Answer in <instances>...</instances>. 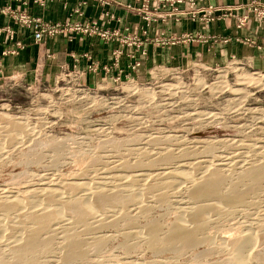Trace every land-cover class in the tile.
<instances>
[{"label":"rangeland","instance_id":"obj_1","mask_svg":"<svg viewBox=\"0 0 264 264\" xmlns=\"http://www.w3.org/2000/svg\"><path fill=\"white\" fill-rule=\"evenodd\" d=\"M223 8L212 7L210 16L206 9L195 13L205 24L214 21L215 13ZM231 11L226 16H236ZM242 11L235 19L238 28L253 15V9ZM157 39L172 42L163 35ZM126 46L118 43L110 65L92 63L95 70L62 66L51 84H27L18 76L0 79V202L6 196L24 203L17 211L0 210V264H232L231 247H224V242L237 241L245 234L252 235L255 243L243 256L249 264H264V181L254 186L243 176L244 171L264 168V85L241 101H236L229 88L213 89L221 74L235 89L237 74L264 75V71L232 56L221 65L199 60L179 67L156 65L144 78H137L139 56L145 53L138 54L136 47L129 54L130 73L126 74L120 67ZM112 69L116 74L102 82L89 85L83 80L86 72L107 74ZM71 71L82 76L76 81L63 77ZM166 85L180 86L182 91L165 98L161 90ZM1 116L12 124L22 122L18 127L24 130L4 123ZM147 138L156 143L150 144ZM205 167L221 178L218 195L231 198L246 190L243 203L226 206L218 197L207 200L209 207L222 203L218 210L205 211L207 226L199 236L209 243L192 248L175 244L162 250L165 234L181 214L198 202L206 203L191 199L192 183L185 182L179 172L196 175ZM170 170L178 174L161 175ZM88 187L121 194V199H137L125 206L99 208L97 216L84 224L62 210L60 223L51 225L50 233L39 235L41 241L49 238L50 242H42L23 260H14L13 242L34 230L24 218L32 206L27 204H33L31 210L55 205L49 198L44 200L47 195L79 201ZM153 223L159 235L150 242L145 227ZM68 232L79 241L83 256L72 258L66 253ZM96 240L101 247L93 249L90 246Z\"/></svg>","mask_w":264,"mask_h":264},{"label":"crops","instance_id":"obj_2","mask_svg":"<svg viewBox=\"0 0 264 264\" xmlns=\"http://www.w3.org/2000/svg\"><path fill=\"white\" fill-rule=\"evenodd\" d=\"M251 0H182L180 3H159L158 0H0V79L18 76L27 84H51L62 66L82 71L94 62L100 66L111 64V54L118 47L115 41H104L74 30L98 20L104 31H117L121 35L136 36L142 42L138 54L141 66L137 78H144L156 65L179 67L199 60L208 65H221L230 57L241 58L260 71H264V20L249 15L244 27L238 28L236 16L215 13V19L203 23L195 12L208 6L221 8L246 5ZM264 1V0H263ZM146 9L155 15L146 14ZM176 8V12L173 11ZM77 9V13L75 10ZM140 11V12H139ZM29 15L45 25L58 24L62 31L34 43L32 30L18 21V15ZM101 20V21H100ZM71 27L73 30H67ZM164 37L172 42L163 43ZM16 43L23 48L17 49ZM135 47H125L120 67L130 73L129 54ZM15 52V53H14ZM138 56V55H137ZM116 74L86 72L83 80L89 85Z\"/></svg>","mask_w":264,"mask_h":264},{"label":"bare ground","instance_id":"obj_3","mask_svg":"<svg viewBox=\"0 0 264 264\" xmlns=\"http://www.w3.org/2000/svg\"><path fill=\"white\" fill-rule=\"evenodd\" d=\"M236 76L235 77H236L237 81L234 85H237L238 88H235V89L231 88L230 85L227 83V81L224 80L225 76L223 74H221L220 76H218L220 78L219 81H216L215 83H213V89L217 90V89L222 88V90H223L224 88L225 89L229 88L231 94H233L235 96L236 101L237 100L241 101L240 98H243L244 96H248V94L250 93L251 90L253 91L254 89L260 88L264 85V75H261L259 73L254 72V73L247 74V75H245V74L242 75V73H241V74H237ZM209 86H211V85H209ZM180 89H181V87L177 86V85L176 86L166 85V86L162 87L161 93H163L165 95V98H172V97L176 96L177 93H181L182 90L180 91ZM236 101H234V102H236ZM232 104H233V102H232ZM168 105H170V103ZM230 108H231V106H230ZM238 110H240V108H237L232 113H236V112H238ZM203 115L204 114L199 113L198 116H203ZM1 121H4V123H6V124L7 123L12 124L11 122L8 121V119L5 116H1ZM12 125H15V126L17 125L16 128L19 129V131L24 130L23 127H18V126L23 125L22 122L21 123L18 122V123L12 124ZM147 139H148L147 141L150 144L156 143V141H154V139H151V138H147ZM208 161H210V160H208ZM198 162L200 163V161H198ZM175 171L176 170H173V171L170 170V171L162 172L161 175H163V176L166 174H173L174 175ZM176 173L178 174L177 171H176ZM179 173L181 174V178L184 179L185 182L192 183V189L193 190L191 189L192 190L191 191V199L194 202L204 201L206 203L205 204L202 203V205H200V203L198 202L199 205H197L198 204L197 203L196 206L189 208V210H187L181 214V216L172 225L171 229L165 234V237L162 240L163 244H162L161 248L163 247L164 249L172 247L175 244H179V247L181 245L183 248H189V247L192 248L193 246H196L198 244L209 243L208 239H206V237L204 238V237L199 236V234H201V232H203L205 230V227L207 226L206 225V218H205L206 217L205 211L211 212L214 210H218V209L222 208V207L218 206L219 204H222V203L218 202V205L214 204L215 205L214 207H209L211 205L208 204V201L210 199H214V198L218 197L226 204V206L228 204L240 205L244 201V195L247 194L246 190H245L244 193L243 192H236V195L234 197H231V198H229L227 196L225 197V196L218 195V193H217L218 192V186H219V183L221 182V178L218 175V173L210 167H207V168L205 167L204 169L202 168V170L198 171L196 175H193L192 173L190 174L189 172H188V174H185L186 172H183V171L182 172L180 171ZM244 175L246 176V178L251 180L250 182L252 183V185L257 186V184L260 183L262 180L264 181V168L244 171L243 176ZM138 176H140V178H141V176L143 177L144 175H136L134 177L137 178ZM196 181H198V182H196ZM155 186H157V185H155ZM85 188H87V187H85ZM85 188H83V189L85 191H87L85 193L86 196H84V198H82V199L78 198L79 201H76V200H64L63 201V200H61V198L56 197L54 195H47V196H45V198L41 197V199L44 198V200H46V198L47 199L49 198L50 199V200L48 199L49 202L51 201L53 204H55L53 206L51 205L53 208L51 206L50 207L48 206L50 209L45 206L46 204L44 205V202L41 203L44 205L43 207H41V205H40V208H39V206L36 205L39 208L38 210L37 209L31 210V208L33 207V204H27L28 206H31V205L32 206L30 207L29 210H27L28 212H26V215L24 216V218L33 224L32 226H34V230L28 234L23 233L19 240L16 238L17 241L13 242L12 254H13L14 260L21 261L24 258H27V257L33 255L42 242H43L42 243L43 245H47L49 238H45L44 241H41L39 238V235L44 231H47V233H50L49 229H50L51 225L54 224L56 226V224L58 222L60 223V219L62 218V216H61L62 210H63V212L69 211L72 214L71 216L75 220V222L84 224L92 216H94V214L96 212L101 211L100 209H102V207H104V208H105V206L111 207V206L118 205V204L125 206V205H128L130 203H134L135 200L137 199L134 196H128V198L126 197L127 199H121V197H120L121 194H119V196H118V193L115 194V192L109 193V192H105L106 190H101V189L99 190L97 188L94 189L93 187H92L93 189H90L89 187H88V189H85ZM247 189H248V187H247ZM60 190H62V189H60ZM249 190H250V188H249ZM55 192L56 191H54V193ZM45 193H47V192H45ZM51 194H53V193L51 192ZM42 195H43V193H42ZM56 195H60V192L59 193L56 192ZM5 197H4L5 200L0 202V210H16L17 211V210L21 209L22 206L24 205L23 199H21V200L19 198L18 199H9V198H5ZM211 204L213 205V203H211ZM222 206L225 207V205H222ZM37 207H35V208H37ZM96 216H97V213H96ZM0 225H1V221H0ZM0 229H1V226H0ZM145 231H146V235H148L150 242L152 240L158 238L159 228L154 223L146 225ZM68 233H69L68 237L70 239L68 240L66 247L64 246L67 249L66 253L68 254L69 257H72V258L83 256V251L81 249L79 241L77 239L72 238L73 234H71L70 232H68ZM66 234H67V232H66ZM64 235H65V233H64ZM253 240L254 239H253L252 235L245 234L244 236H242L241 239H239L237 241L234 240V241H231L230 243H226V241L224 242L225 243L224 247L225 246L231 247V254H230L231 259L230 260H231L232 264H249V261H248L249 259L247 256H243V252L253 242ZM11 242H12V240H11ZM253 243H255V242H253ZM90 247L93 249H98L99 247H101L100 240H96L95 242H93ZM175 247H176V245H175ZM163 248H162V250H163ZM181 248H179V249H181ZM169 250H171V249H169ZM17 264H18V262H17Z\"/></svg>","mask_w":264,"mask_h":264},{"label":"built area","instance_id":"obj_4","mask_svg":"<svg viewBox=\"0 0 264 264\" xmlns=\"http://www.w3.org/2000/svg\"><path fill=\"white\" fill-rule=\"evenodd\" d=\"M99 1H101L102 3H108L112 0H99ZM165 1L170 2V3H180L182 0H158L159 3H163ZM143 7L145 9L141 10V12L146 14L145 19L148 20L149 19L148 15L150 14V12H148V10L146 9L145 6H143ZM251 9H253L252 14L256 18L261 19V20L264 19V1L263 0H251L246 5H239L237 7H230V6L224 7L223 9H221L220 12H222L223 16H226L227 13H225V12H227V11H231V10L232 11L234 10L235 12H237L239 10H249L250 11ZM75 12L76 13L78 12L77 9L75 10ZM0 13H5L4 9L0 10ZM206 13L208 16H210V14L213 13L212 7H208L206 9ZM243 19L245 20L246 17H244ZM18 21L21 24L27 26L28 28H30L32 30V37H33L34 43H40L45 37L55 36L63 30L62 27H60V25H58V24L48 26V25H45L44 23H42V21H40L39 19H33L29 15H25V14L18 15ZM240 25H243V23H241ZM67 30H73V29L71 27H68ZM74 30L79 31V32L86 34V35H89V36L99 37L104 41L114 40L117 43H121V44H125L127 46L135 47V49H136V47L139 49V44L141 43L139 38L136 36H129V35L126 36V35H121L117 31L108 32V31H104V30L100 29L98 27V20L91 21V22H89L83 26L76 25L74 27ZM15 47L18 50L23 48L21 43H16ZM95 67L96 66L91 64L88 68L91 70H95ZM64 68L65 67H62V69H64ZM259 73H261V72H259ZM81 76H82V74H80L78 72L73 73V71H71L69 73V75H63V77L73 78L74 81H76L75 78H80Z\"/></svg>","mask_w":264,"mask_h":264}]
</instances>
